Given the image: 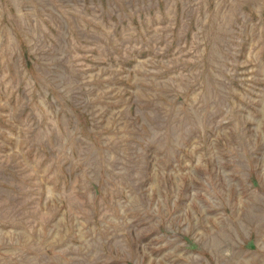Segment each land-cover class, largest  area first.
Segmentation results:
<instances>
[{
	"label": "rangeland",
	"instance_id": "374dc122",
	"mask_svg": "<svg viewBox=\"0 0 264 264\" xmlns=\"http://www.w3.org/2000/svg\"><path fill=\"white\" fill-rule=\"evenodd\" d=\"M0 264H264V0H0Z\"/></svg>",
	"mask_w": 264,
	"mask_h": 264
}]
</instances>
